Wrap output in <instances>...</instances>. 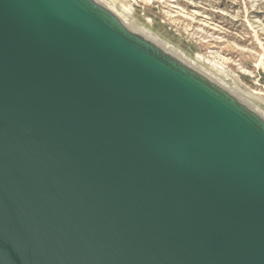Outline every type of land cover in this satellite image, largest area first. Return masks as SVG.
<instances>
[{
  "label": "water",
  "instance_id": "obj_1",
  "mask_svg": "<svg viewBox=\"0 0 264 264\" xmlns=\"http://www.w3.org/2000/svg\"><path fill=\"white\" fill-rule=\"evenodd\" d=\"M88 1L0 0V264H264V116Z\"/></svg>",
  "mask_w": 264,
  "mask_h": 264
},
{
  "label": "rangeland",
  "instance_id": "obj_2",
  "mask_svg": "<svg viewBox=\"0 0 264 264\" xmlns=\"http://www.w3.org/2000/svg\"><path fill=\"white\" fill-rule=\"evenodd\" d=\"M122 1L134 28L147 27L184 50L192 68L264 116V0ZM178 11L194 18L192 25L172 16Z\"/></svg>",
  "mask_w": 264,
  "mask_h": 264
},
{
  "label": "bare ground",
  "instance_id": "obj_3",
  "mask_svg": "<svg viewBox=\"0 0 264 264\" xmlns=\"http://www.w3.org/2000/svg\"><path fill=\"white\" fill-rule=\"evenodd\" d=\"M118 1L123 2L122 0H112L111 2H108L107 0H92V1H90V2L88 1V2L92 5L95 4V5L99 6V8L105 9L106 14L105 13L104 14L101 13V14L113 26L118 27L120 25L123 27L125 25L129 30L132 29L133 31H135L139 35V37H141L144 41L146 40L147 42H149L152 47H155V49L153 50L149 46H147L146 48L151 53L155 54V56H164V57L169 56L172 59H177L178 61L182 62L183 64L189 65L191 67L194 66L191 63L189 56L186 54V52L184 50L177 47L173 43L169 42L165 38L161 37L156 32H153L152 30H150L147 27L134 28L132 26L133 24L130 22L131 12H132L131 9L126 7V6H124L122 9H120L119 5H118ZM148 1L151 2L154 0H148ZM171 14H172V16H176L178 18L180 17L181 19L182 18L187 19L189 22V25H192V22L194 20V18L193 19L188 18V15L186 16V14H184L182 11H178V13H177L178 15L177 14L175 15L173 13H171ZM137 41L136 42L138 44L141 43L140 45L144 47V43L142 41H140V40H137ZM205 75H207V74H205ZM221 86H223V85H221ZM251 108H253L255 111H257V109L255 107H251Z\"/></svg>",
  "mask_w": 264,
  "mask_h": 264
}]
</instances>
